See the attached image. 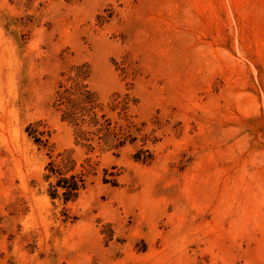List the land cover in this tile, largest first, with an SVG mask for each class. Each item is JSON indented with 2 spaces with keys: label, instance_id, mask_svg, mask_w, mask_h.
Here are the masks:
<instances>
[{
  "label": "rangeland",
  "instance_id": "1",
  "mask_svg": "<svg viewBox=\"0 0 264 264\" xmlns=\"http://www.w3.org/2000/svg\"><path fill=\"white\" fill-rule=\"evenodd\" d=\"M0 264H264V0H0Z\"/></svg>",
  "mask_w": 264,
  "mask_h": 264
},
{
  "label": "trees",
  "instance_id": "2",
  "mask_svg": "<svg viewBox=\"0 0 264 264\" xmlns=\"http://www.w3.org/2000/svg\"><path fill=\"white\" fill-rule=\"evenodd\" d=\"M56 103L61 107L63 114L62 119L67 120L77 128V136L82 139H89L91 133L108 130L106 125L110 122L105 119L101 121L97 117L95 108L97 106L93 92L88 85L83 83L80 77L74 78L73 83L66 86L61 85L56 95ZM88 123L93 125L95 129L85 130L82 126ZM114 136L117 132H113ZM117 145H121L120 143ZM54 172L61 173V164H52ZM83 175H72L70 178L61 177L58 185L61 186L63 194L67 199L78 196L79 190L84 187Z\"/></svg>",
  "mask_w": 264,
  "mask_h": 264
}]
</instances>
